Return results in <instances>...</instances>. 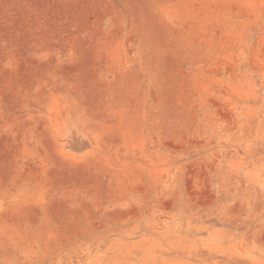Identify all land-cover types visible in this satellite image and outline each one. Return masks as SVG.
<instances>
[{"label": "rangeland", "instance_id": "rangeland-1", "mask_svg": "<svg viewBox=\"0 0 264 264\" xmlns=\"http://www.w3.org/2000/svg\"><path fill=\"white\" fill-rule=\"evenodd\" d=\"M0 264H264V0H0Z\"/></svg>", "mask_w": 264, "mask_h": 264}]
</instances>
